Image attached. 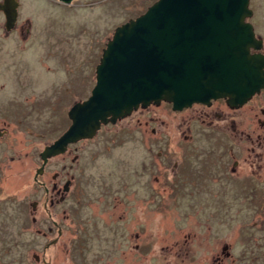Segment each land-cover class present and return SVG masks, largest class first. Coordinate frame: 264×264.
<instances>
[{
	"label": "rangeland",
	"instance_id": "obj_1",
	"mask_svg": "<svg viewBox=\"0 0 264 264\" xmlns=\"http://www.w3.org/2000/svg\"><path fill=\"white\" fill-rule=\"evenodd\" d=\"M20 1L17 29L7 33L0 15V128L7 131L0 174H10L14 199L1 202L0 230L13 237L7 264H213L218 254L224 264H264V228L244 231L253 211L233 193L190 195L164 181L185 155V115L173 113L169 102L80 143L79 163L73 150L51 160L42 181L51 186L57 172L63 183L73 174L78 180L62 204L45 209L46 194L34 181L40 153L68 128L71 107L91 95L117 27L157 0ZM250 7L264 37V0ZM178 141L180 151L172 146Z\"/></svg>",
	"mask_w": 264,
	"mask_h": 264
},
{
	"label": "water",
	"instance_id": "obj_2",
	"mask_svg": "<svg viewBox=\"0 0 264 264\" xmlns=\"http://www.w3.org/2000/svg\"><path fill=\"white\" fill-rule=\"evenodd\" d=\"M250 3L157 0L118 26L97 65L91 95L71 107V125L41 153L44 165L38 173L69 144L94 138L103 124L126 118L140 107L165 101L182 110L217 98L238 105L260 92L264 54L252 49L263 48L264 42L247 21L254 14ZM17 7L15 0L0 3L8 29L16 22Z\"/></svg>",
	"mask_w": 264,
	"mask_h": 264
},
{
	"label": "flooded vegetation",
	"instance_id": "obj_3",
	"mask_svg": "<svg viewBox=\"0 0 264 264\" xmlns=\"http://www.w3.org/2000/svg\"><path fill=\"white\" fill-rule=\"evenodd\" d=\"M3 1L4 0H1L0 3ZM15 1L18 4V15L12 28H7V16L4 11L0 10V15L5 19L4 29L7 33L14 31L20 25L21 1ZM252 17L248 18L247 21L253 23ZM253 25L256 30V36L264 42V37L257 31L254 23ZM252 52L264 54V46L259 50L252 49ZM167 105L171 106L170 108L173 113H184L185 115V130L183 131L185 155L181 158L182 165L181 162H179L180 165L178 161L174 162L178 170L173 167V171L174 173L178 171V173L166 177L164 181L175 191H186L190 195L212 193L218 195L223 191L233 193L237 203L243 209L253 211V219L250 221L248 227H245L244 231L251 235L255 233V229L263 231L264 88L260 92L254 94L247 102L238 105H231L228 102V98L211 99L208 102H195L191 106L185 107L182 110H174L172 103H168ZM153 106L154 104L147 108L140 107L130 116H133L140 110H148ZM126 118L119 119L115 123L108 122L107 124H103L96 136L105 128H107L108 131H111V128L121 124ZM68 120L70 126L71 119L69 118ZM140 124L143 123L140 122ZM0 129L5 130L3 128ZM152 131L154 135L159 133L155 128H153ZM64 132H62L59 137ZM6 133L7 131L5 130L0 136V140L4 138ZM94 138L83 139L76 143L69 144L65 153L51 157L44 166V170L38 173V170L44 165L40 153V158L43 163L41 167L37 169L34 181L44 189L46 194L44 207L46 210H48L49 204H62L65 201L67 194L71 192L72 186L75 185L78 180L77 174H73L72 177L67 178L63 183L62 174L57 172L52 175V185L50 186L42 181V177L47 174V165L51 160L68 154L72 150L77 153L73 162L79 163V144L84 141H91ZM157 143L158 138L154 137V144ZM172 146H176L180 151V147H182L183 144H180V141H178L175 144L173 143ZM175 153L176 152H174V154ZM156 167L158 170V165H156ZM5 174H7V176H5ZM154 180L156 184L152 185L153 190L158 192L159 175H156ZM9 182L10 174H8L7 171H5L3 175L0 174V214L1 202L4 204L14 200L13 197H11L12 195L9 196L11 194ZM78 182L81 184L80 181ZM224 187H226V190H223ZM38 207L39 201H35L32 204V212L35 213L38 210ZM10 219H14V211L7 213V221ZM55 226L58 227L57 222L55 223ZM12 238L13 237L9 232H4L3 229L0 230V264H7V262L10 261L13 251V244L11 243ZM223 250L224 253H226V257L231 255L228 245H225ZM34 258L37 260H40L41 258V260H43L38 253L34 254ZM44 260V262H46V259ZM224 261L225 258L218 254L215 255L213 264H224Z\"/></svg>",
	"mask_w": 264,
	"mask_h": 264
}]
</instances>
